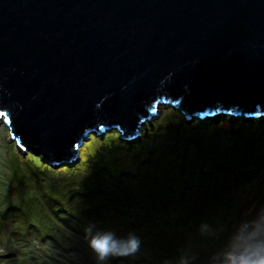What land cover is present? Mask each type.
I'll use <instances>...</instances> for the list:
<instances>
[{
  "label": "water",
  "instance_id": "obj_1",
  "mask_svg": "<svg viewBox=\"0 0 264 264\" xmlns=\"http://www.w3.org/2000/svg\"><path fill=\"white\" fill-rule=\"evenodd\" d=\"M162 104L264 118V0H0V118L26 152L74 163Z\"/></svg>",
  "mask_w": 264,
  "mask_h": 264
},
{
  "label": "trees",
  "instance_id": "obj_2",
  "mask_svg": "<svg viewBox=\"0 0 264 264\" xmlns=\"http://www.w3.org/2000/svg\"><path fill=\"white\" fill-rule=\"evenodd\" d=\"M167 109L160 125L157 119L131 132L140 137L134 142L117 129L91 132L78 162L55 166L31 151L10 158L16 199L0 204V262L20 251L16 238L94 264L83 234L88 220L100 232L135 231L137 252L156 264L163 257L175 264L189 245L200 253L216 246L237 216L264 201V121L230 113L211 121ZM201 221L216 234H201ZM132 255L109 264H130Z\"/></svg>",
  "mask_w": 264,
  "mask_h": 264
},
{
  "label": "clouds",
  "instance_id": "obj_3",
  "mask_svg": "<svg viewBox=\"0 0 264 264\" xmlns=\"http://www.w3.org/2000/svg\"><path fill=\"white\" fill-rule=\"evenodd\" d=\"M22 149V154L27 153ZM198 229L204 235L216 234V229L206 221H201ZM83 234L94 264H109L112 256L135 254L140 246V237L135 231L119 235L112 229L100 232L91 220L84 223ZM161 264L171 262L163 257ZM175 264H264V201L253 203L237 216L216 246L203 253L191 245L186 246L176 257Z\"/></svg>",
  "mask_w": 264,
  "mask_h": 264
},
{
  "label": "rangeland",
  "instance_id": "obj_4",
  "mask_svg": "<svg viewBox=\"0 0 264 264\" xmlns=\"http://www.w3.org/2000/svg\"><path fill=\"white\" fill-rule=\"evenodd\" d=\"M170 107V104H162L158 107V113L150 121H147L149 125L156 121L162 114H164ZM264 121V118H256V120ZM192 122V120L190 121ZM159 124V119L157 120ZM160 125V124H159ZM89 139V138H88ZM11 132L5 125L3 118H0V204L6 205L15 201V191L8 177L7 162L10 158L24 153L22 147L17 148L16 144L12 142ZM81 151V150H80ZM81 154V153H80ZM79 154V156H80ZM78 162V161H76ZM14 238L15 246L20 251L13 255V258L0 262V264H84L83 257L76 252L71 256L62 258L59 256L58 251L53 248L40 249L34 244H29L22 239ZM125 264V263H120ZM130 264H156L154 263L146 251H139L132 255Z\"/></svg>",
  "mask_w": 264,
  "mask_h": 264
},
{
  "label": "bare ground",
  "instance_id": "obj_5",
  "mask_svg": "<svg viewBox=\"0 0 264 264\" xmlns=\"http://www.w3.org/2000/svg\"><path fill=\"white\" fill-rule=\"evenodd\" d=\"M4 121V120H3ZM11 132V131H10Z\"/></svg>",
  "mask_w": 264,
  "mask_h": 264
}]
</instances>
